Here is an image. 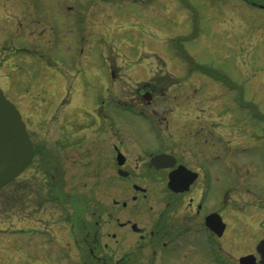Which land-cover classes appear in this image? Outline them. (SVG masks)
Instances as JSON below:
<instances>
[{"label":"flooded vegetation","instance_id":"1","mask_svg":"<svg viewBox=\"0 0 264 264\" xmlns=\"http://www.w3.org/2000/svg\"><path fill=\"white\" fill-rule=\"evenodd\" d=\"M23 1L0 0V12L9 6L15 30L26 25L29 36L26 49L0 39V68L32 64L30 57L13 59L44 47L45 34L88 31L89 0ZM237 1L264 8L260 0ZM197 69L204 71L186 66ZM162 73L158 67L135 92L121 95L111 71L105 79L116 92L95 99L92 126L48 128L46 140L28 134L33 157L13 180L23 183L16 204L48 214L34 228L33 264H51L59 255L57 264H241L244 258L260 264L264 219L254 214L264 213V114L244 99L242 87L232 97L235 85L226 76L206 70L207 79L185 88ZM257 80L248 87L259 96L264 79ZM235 104L248 113L236 115ZM130 117L150 123L134 129Z\"/></svg>","mask_w":264,"mask_h":264},{"label":"rangeland","instance_id":"2","mask_svg":"<svg viewBox=\"0 0 264 264\" xmlns=\"http://www.w3.org/2000/svg\"><path fill=\"white\" fill-rule=\"evenodd\" d=\"M171 1L89 0L84 5L91 6V22L85 19L83 24L88 26L87 32L45 34L44 47L33 54L23 51L13 59L27 61L30 57L32 64L9 63L1 67L0 89L19 109L31 140H46L48 128L92 126L95 99H107L116 92L105 79L111 71H115L117 92L130 95L158 67L165 77L175 78L185 88L195 78L207 79L204 73L211 70L235 85L230 92L232 97H237V89L242 87L244 99L264 114V92L253 95L248 87L258 78L264 79V8L242 6L237 0H188V9L178 0L172 6L174 12H167L166 5ZM259 4L264 5V0ZM6 7L0 12V39L26 49L29 36L24 23L29 21V5H23L20 15L24 28L18 32L12 10ZM182 12L188 18L183 23L178 16ZM182 37L189 40L183 41ZM48 57L55 60L48 62ZM189 64L198 65L205 72H188ZM233 107L236 115L248 113L240 112L236 104ZM130 122L134 129L150 123L139 117H130ZM25 187L29 188L27 184ZM16 188L22 189L23 183L11 181L0 189V264H33L34 228L43 226L37 222L45 223L48 214L42 211L44 208L42 212H29L25 204L19 208ZM24 199L30 202L27 197ZM260 206L264 208V201ZM254 215V220L264 219L262 212ZM61 257L50 263H61Z\"/></svg>","mask_w":264,"mask_h":264},{"label":"water","instance_id":"3","mask_svg":"<svg viewBox=\"0 0 264 264\" xmlns=\"http://www.w3.org/2000/svg\"><path fill=\"white\" fill-rule=\"evenodd\" d=\"M33 157L31 141L18 109L9 102L0 89V189L13 181ZM264 264V239L257 245ZM250 264L248 258L240 261Z\"/></svg>","mask_w":264,"mask_h":264}]
</instances>
